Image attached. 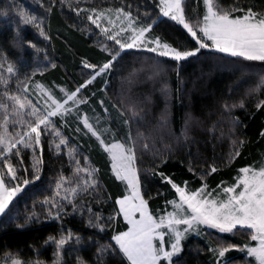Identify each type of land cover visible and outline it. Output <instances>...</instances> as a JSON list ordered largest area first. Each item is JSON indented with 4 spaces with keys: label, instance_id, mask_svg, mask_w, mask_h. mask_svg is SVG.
<instances>
[{
    "label": "trees",
    "instance_id": "obj_1",
    "mask_svg": "<svg viewBox=\"0 0 264 264\" xmlns=\"http://www.w3.org/2000/svg\"><path fill=\"white\" fill-rule=\"evenodd\" d=\"M38 3L31 5L17 0L13 5L11 0H0V57L4 56L22 75L25 73L30 84L43 83L60 98L63 97L60 89L74 91L89 79L85 61L100 67L114 54L101 46L97 35L87 26L90 13L78 14L73 9L122 8L139 17L143 26L155 21L147 34L149 38L158 36L181 50L197 46L181 25L160 16L159 0H70V3L38 0ZM220 3L225 8L250 7L264 13V0H220ZM30 10L42 20L39 31L24 23L22 13L29 15ZM204 10L202 0L185 2L190 20L202 17ZM41 28L44 35L39 33ZM261 77L264 62L243 61L216 51L202 49L196 56L177 62L129 50L119 55L111 70L82 89L87 103L81 106L84 109L81 112L91 115L96 128L107 127L113 138L136 143L142 192L146 199L150 197V210L163 214L171 206L167 201L176 194L159 173L182 186L187 181L192 190L202 184L216 190L218 185L234 184L240 168L264 163V135H261L264 107H256L264 100ZM73 117L65 122L57 118L58 124L98 169V186L72 203L63 202L66 214L62 213L60 220L50 219V205L44 203L45 198L53 196L61 175L72 177L73 170L67 155L55 153L43 138L40 178L30 179L32 182L14 198L10 213L0 216V258L13 254L22 260L37 259L51 264L55 246L45 244L46 238H59L71 231L75 235L65 245L63 264H77V258L86 264H128L119 251L103 254L98 251L102 245L115 247L112 235L128 227L122 215L109 220L118 211L115 201L125 194L126 184L116 179L109 155L96 137L77 116ZM21 157L22 165L20 161L16 165L30 167L28 153L25 151ZM212 167L217 171L211 172ZM32 213L37 219L24 228L17 227ZM93 214H102L100 223L106 225L104 231L89 226L90 219L96 222ZM226 243L243 246L255 242L247 232L202 229L198 237L185 241L173 263L255 264L253 258L238 250L218 257L213 250Z\"/></svg>",
    "mask_w": 264,
    "mask_h": 264
},
{
    "label": "snow or ice",
    "instance_id": "obj_2",
    "mask_svg": "<svg viewBox=\"0 0 264 264\" xmlns=\"http://www.w3.org/2000/svg\"><path fill=\"white\" fill-rule=\"evenodd\" d=\"M68 2L70 3V0ZM202 2L204 14L197 20L190 21L185 13V0H159V13L181 25L197 45L187 50H181L164 42L158 36L149 40L147 34L151 32L155 21L143 26L139 23V17H134L130 11L122 8L114 10L115 19L109 15L112 10L73 9L78 14L81 11L89 12L87 19L108 39L119 45V51H116L111 59L98 70L96 65L85 61L84 67L96 70L94 75L74 91L68 92L61 89L66 97L62 101L54 97L51 89L37 84L36 87L47 97L43 108L38 107L23 93L5 91L2 94L3 100H0V110H2L0 111V216L10 213L14 198L23 191L22 185L27 186L32 182L28 179L21 180L18 176L19 169L11 162V158L20 157L22 165L20 146L22 145L24 149H35L36 146L41 145L43 135L49 132L59 137L58 144L52 141L57 150L61 145H66L67 138L61 135L52 118L57 116L62 118L65 114L71 113L73 109L69 107L70 103L73 106L87 103V100L79 99L78 94L97 76L109 70L121 51L145 47L160 57H168L180 62L196 56L202 49H211L243 61L264 62V13L253 11L250 7L247 9L225 8L220 0H202ZM22 15L26 24H34L37 21V17L33 15ZM102 21H106L112 29L119 27V31H110V28L102 24ZM116 21H119V25ZM37 27H39L38 24ZM40 34H45L43 28L40 29ZM121 35L124 36L123 40L119 38ZM149 43L153 46L147 47ZM7 71L11 73L12 66H9ZM0 82L5 85L8 83L3 78H0ZM260 87L264 88V77H261ZM24 89L27 90V84L24 85ZM225 107L228 106L225 105ZM240 107H243V104ZM256 107H264V100L259 101ZM77 118L82 119L84 127L96 137L103 150L109 154L112 171L116 179L126 184L128 193L116 199L118 211L109 217V220H114L122 215L128 227L125 231L112 235L111 240L115 242V247L112 244L102 245L98 250L100 254L119 251L128 264H164L165 261L167 264H173V258L182 251V241L190 233L198 231L199 226L205 225L220 233L247 232L250 240L256 242L254 246L230 244L218 247L213 250L218 257H224L230 250H238L246 253L247 257L253 258L255 264H264V164L259 167L249 165L240 168L235 183L222 188L218 185L217 187L221 188L219 192L215 189L209 191L207 184L192 190L188 187L187 181H184L182 186L161 172L159 176L171 185L176 197L167 201V204L172 206V211L154 214L149 208L150 197L146 199L142 192L139 169L136 167L135 145L119 140L106 142L104 133L89 123L87 116ZM9 128L13 131H9ZM261 135H264V132ZM75 151L74 148L70 149L72 154ZM236 155H239V152ZM84 159L86 163L81 165L73 155L75 164L73 176L61 175L53 196L45 198L44 203L50 205L48 209L50 219H61L64 205L60 203V200L72 203L70 197L77 196L81 191L95 190L98 186L95 178L98 169L88 167L87 157ZM41 164L42 157L39 159L34 157L33 168L36 170L33 174L34 180L40 178ZM215 171L217 169L212 167L211 172ZM81 174H85L87 178ZM65 183L73 186L65 187ZM61 191L64 193L62 196ZM73 208L76 210L75 204ZM88 211L91 212V209L89 208ZM93 215L96 222L93 223L90 219L89 226L104 231L106 225L100 223V215ZM35 219H37L36 214L32 213L25 218L24 224H18L17 227L24 228ZM74 235L68 231L66 234H61L59 238L55 236L46 238L45 244L55 246L51 264H63V250ZM75 238L79 243L80 238L78 236ZM0 259H10L11 264H46L42 260L13 259L10 255ZM77 264H86V261L77 258Z\"/></svg>",
    "mask_w": 264,
    "mask_h": 264
},
{
    "label": "rangeland",
    "instance_id": "obj_3",
    "mask_svg": "<svg viewBox=\"0 0 264 264\" xmlns=\"http://www.w3.org/2000/svg\"><path fill=\"white\" fill-rule=\"evenodd\" d=\"M12 2H13V5L14 4H16V1L17 0H11ZM24 2H26V3H30L31 5H34V4H37L38 3V0H24ZM185 2H186V0H185ZM37 5H39V3L37 4ZM184 7H185V5H184ZM26 10V9H25ZM106 10H110V9H106ZM112 10V9H111ZM33 11L32 10H30V14L32 13ZM186 13V12H185ZM22 14H27L25 11H23V13ZM29 14V15H30ZM28 15V14H27ZM31 15H33V16H35V17H37V21H36V23H34V24H32V26L33 27H35L34 29H38L39 27H37V24L40 26L41 25V23H42V20H40V18L38 19V16L35 14V13H33V14H31ZM109 15H111V17L113 18V19H115V15H114V10H112L111 12H109ZM23 16V15H22ZM160 16H162V14H160ZM199 17H197L196 18V20L198 19ZM23 20H24V18H23ZM190 20V19H189ZM190 21H195V20H190ZM116 23H117V25H119V21H116ZM88 25V27H89V29H90V31L92 32V33H94V34H96L97 35V37L99 38L98 39V41L100 42V44H101V46L103 47V48H106L107 50H110V51H113L114 52V54H115V52L116 51H119V45H116L115 44V42L113 41V40H110V39H108L101 31H100V29H98V28H96V26L95 25H92L91 24V22L88 20V23H87ZM102 24H104L105 26H108L109 28H110V31H119V27H117V28H115V29H112L111 28V26L110 25H107V22L106 21H102ZM38 31H39V29H38ZM40 33V32H39ZM120 39H124V36L123 35H121L120 37H119ZM148 39L149 40H151V38H149L148 37ZM153 45L151 44V43H149L148 45H147V47H152ZM129 50H138V51H143V52H146V53H148V54H152L153 56H155V57H157V58H168V57H160L157 53H153V52H150V51H148L147 50V48H145V47H141V48H133V49H126V50H123V51H121L120 52V54H122L124 51H129ZM205 50H211V49H205ZM211 51H214V50H211ZM146 62H148L147 61V59H146ZM9 66H12V68H13V71L11 72V73H9L8 71H7V69H8V67ZM162 66V65H161ZM98 68L99 67H97V69L96 70H98ZM112 68V67H111ZM111 68L109 69V70H111ZM85 69L88 71H86V73H89V79H91V77L94 75V73H95V71L96 70H93V69H89V68H86L85 67ZM158 71H159V69H158ZM161 72V71H160ZM24 73V72H23ZM24 75H25V73L22 75L15 67H13V65L10 63V62H8V61H6V58L3 56V57H0V78H3L4 80H7L8 81V83H7V85H5L4 83H2V82H0V100H3V93L5 92V91H8L9 93H23V95H25V96H27L28 97V99H30L34 104H36L38 107H41V108H43V106H44V103H45V100L47 99V97H46V95L44 94V93H42L37 87H36V85L37 84H42V85H44L45 86V88H48V89H51V88H49L48 86H46L45 84H43V83H40V82H33V84H30L26 79H25V77H24ZM88 79V80H89ZM25 84H27V90H25L24 89V85ZM29 84V85H28ZM63 89V88H62ZM65 90V89H64ZM51 91H52V94L54 95V97L56 98V99H58V100H63V99H66V97H65V95H64V92H62L61 91V89H60V91L62 92V95H63V97L62 98H60V97H58L57 95H56V93H55V91L53 90V89H51ZM78 97H79V99H84V100H86V98H85V95H84V92L81 90V92L78 94ZM83 104H79V105H76V106H73V105H71V103L69 104V107H72V112L71 113H68V114H65L62 118L61 117H59V116H57V117H53L52 119H53V121H54V123L56 124V127L60 130V133H61V135L62 136H64V137H66L67 138V144L66 145H61L60 146V149L59 150H57L56 149V147H55V144H53L52 143V141H55V143H59V137H57V136H54V135H52L50 132L49 133H47V134H44L43 135V138H45L48 142H49V145H50V147L54 150V152L55 153H58V154H62V153H65L66 155H67V158H68V160H69V165H70V167L72 168V170L74 171V167H75V164H74V161H73V155H75V158L77 159V160H79L80 161V164L81 165H85V157H87V166L88 167H93V168H95L94 167V165L91 163V161H90V158H89V156L88 155H86L83 151H82V149L79 147V145L75 142V141H73V140H71L70 139V137L63 131V128L58 124V119L57 118H61L62 119V122H65V121H67L69 118H71L72 116H74V117H83V116H87L88 118H89V123H91L94 127H95V124H94V122L92 121V119H91V115H89L88 113H86V112H81V111H84V109H83V107H81ZM0 111H2V110H0ZM96 118H98L97 117V115H94ZM73 117V118H74ZM76 117V118H77ZM81 121H82V119H80ZM96 128V127H95ZM97 130H99V131H102L103 133H104V138L106 139V142H114L115 140H119V141H121V142H128V141H126L125 139H115V138H113V136L108 132V129H107V127H102L101 129L99 128H96ZM9 131H13V129L12 128H9ZM43 138H42V142H43ZM129 143V142H128ZM131 144V143H130ZM134 145H135V152H136V143L134 142L133 143ZM21 147V149H22V151H21V156H23L24 155V152L26 151V153H28V157H29V161H30V164H31V166L30 167H27V168H25V169H27V171H24V168L23 167H21V165L20 164H17L16 165V162H19L20 161V157H15V156H13L12 158H11V162L14 164V165H16L17 167H18V169H19V171H18V176L21 178V180L22 179H28V180H30V179H32V180H34L33 179V174L35 173V169L33 168V163H34V157L35 158H37V159H39V158H41L42 157V143H41V145L40 146H36L35 147V149H24L23 148V146L21 145L20 146ZM75 149L76 151H75V153L74 154H72V153H70V149ZM109 155V154H108ZM137 156V155H136ZM109 158H110V156H109ZM264 164V163H263ZM136 167H137V164H136ZM138 168V167H137ZM5 171H6V169H5ZM81 175H84L85 176V178H87L86 177V175L85 174H81ZM95 178L97 179V172L95 173ZM73 183H74V181H73ZM28 186V185H27ZM27 186H23L22 185V187H23V191H24V189L27 187ZM70 186H73V185H71V184H68V183H65V187H70ZM228 186H231V185H223V186H221V188L222 187H228ZM221 188H218V189H216V191L217 192H219V191H221ZM56 190V186L54 187V190H53V193H54V191ZM208 190L209 191H211V189H209L208 188ZM22 191V192H23ZM93 191V189H89L87 192H79L78 193V195L77 196H75V197H70V199L72 200V202L75 200V198H77V197H79V196H81V195H85V194H87L88 192L90 193V192H92ZM21 192V193H22ZM21 193H19V194H21ZM18 194V195H19ZM126 194H128L127 193V191L125 192V194L124 195H126ZM17 195V196H18ZM62 195H64V193H63V191H61V196ZM123 195V196H124ZM123 196H121V197H123ZM121 197H119V198H121ZM58 200H59V197L57 198ZM63 202H68L67 200H60V203H62L63 204ZM69 203V202H68ZM167 211H172V206H170V208L167 210ZM100 217H102V214H100ZM202 229H209V230H216V229H212V228H209V227H207V226H205V225H201V226H199V229H198V231H195V232H192V233H190L188 236H187V238L186 239H184L183 241H182V250H183V248H184V243H185V241H187L190 237H198L200 234H201V232H202ZM125 231V230H124ZM218 231V230H217ZM239 232H241V231H239ZM166 240H167V238H166ZM256 243V242H255ZM255 243H250L249 245L250 246H254L255 245ZM227 245H230V244H222L221 246H227ZM8 255H10L11 256V258H13V259H15V258H17L15 255H13V254H7L6 256H8ZM5 256V257H6ZM177 257V256H176ZM176 257H174L173 258V260L176 258ZM37 260V259H36ZM2 264H11V260L10 259H7V260H2V262H1ZM167 263V262H166ZM174 264V263H173Z\"/></svg>",
    "mask_w": 264,
    "mask_h": 264
}]
</instances>
